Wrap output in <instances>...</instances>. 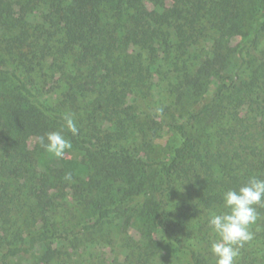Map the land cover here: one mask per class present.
I'll use <instances>...</instances> for the list:
<instances>
[{"label":"trees","instance_id":"16d2710c","mask_svg":"<svg viewBox=\"0 0 264 264\" xmlns=\"http://www.w3.org/2000/svg\"><path fill=\"white\" fill-rule=\"evenodd\" d=\"M51 131L93 151L85 179L40 166ZM253 176L264 179V0H0V264H89L81 242L135 202L149 248L216 264L210 214ZM257 211L246 264H264ZM126 239L113 264L151 259Z\"/></svg>","mask_w":264,"mask_h":264},{"label":"rangeland","instance_id":"374dc122","mask_svg":"<svg viewBox=\"0 0 264 264\" xmlns=\"http://www.w3.org/2000/svg\"><path fill=\"white\" fill-rule=\"evenodd\" d=\"M239 41L238 38H232L229 42L230 46L235 45ZM202 46V47H201ZM201 46L198 45L194 47L192 50V54L197 58V62H203L204 57L206 56V52L210 49L209 45L206 43H201ZM155 82H157L155 80ZM167 79L164 81H159L157 84L161 89V92L158 95V100L161 104L168 103L167 97L164 93L165 84L167 83ZM150 105H154L153 100L150 98ZM163 110L166 113L155 112L156 115H161L164 118H171V113L167 111L165 108ZM68 139V138H66ZM71 143V148L66 150L62 157H55L53 154L42 151L39 152V163L40 166L50 175L58 174L59 177L68 179L70 176L69 184H72V180L76 177L80 179H85L88 174V167L90 165L95 164L94 153L92 150L81 146L79 144H75L72 140L68 139ZM34 140L30 141V146H34ZM163 149H166L164 146L157 145L155 149L149 148V156L151 158H157L163 153ZM154 175V173H151ZM141 199V203L142 200ZM95 200V198H94ZM140 202H135L131 204L129 209L121 216L110 219L106 221L101 230L91 237H87V239L81 242L80 252L84 253L85 257H89L91 260L89 264H113L112 260L115 255L118 254L120 248L123 250L122 246H124V240L128 237L131 239L130 241H135L141 244L144 248L147 246L146 251L149 253H153L151 259L148 262H144V257L139 256L142 261L138 264H188V258L186 254L172 246L163 243L159 248H149L148 241L150 235L155 237L154 233L151 234L150 229L147 228L146 219L140 216ZM89 214V209L83 206V211L75 215L73 218L72 215H69V220L71 223L76 224L78 222H82L85 217ZM86 219V218H85ZM84 219V220H85ZM78 229V228H77ZM259 231L258 229H255ZM254 236L258 232H254ZM127 241V239L125 240ZM263 247V246H261ZM248 251V250H247ZM110 252H112L110 254ZM117 253V254H116ZM245 252L243 250H239V256L236 260L238 264H246L249 263V260L245 258ZM248 261V262H247ZM137 264V260H134ZM120 264H127L122 261V257H120ZM15 264H28L25 261L18 263L15 261Z\"/></svg>","mask_w":264,"mask_h":264},{"label":"clouds","instance_id":"9594fccd","mask_svg":"<svg viewBox=\"0 0 264 264\" xmlns=\"http://www.w3.org/2000/svg\"><path fill=\"white\" fill-rule=\"evenodd\" d=\"M64 119L67 130L77 135L79 129L72 115L66 114ZM40 142L55 157H62L71 148L70 141L61 131L48 132ZM222 200L225 210L211 213L208 221L217 237L211 242L210 251L216 258V264H236L239 250L254 239L251 226L260 218L257 206H264V179L250 177L238 189L225 191Z\"/></svg>","mask_w":264,"mask_h":264}]
</instances>
